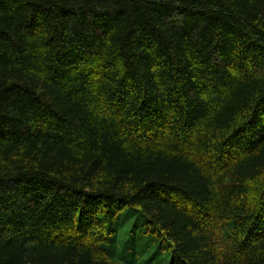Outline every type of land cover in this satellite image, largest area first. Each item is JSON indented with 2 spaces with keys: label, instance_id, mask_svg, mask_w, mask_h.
I'll list each match as a JSON object with an SVG mask.
<instances>
[{
  "label": "trees",
  "instance_id": "trees-1",
  "mask_svg": "<svg viewBox=\"0 0 264 264\" xmlns=\"http://www.w3.org/2000/svg\"><path fill=\"white\" fill-rule=\"evenodd\" d=\"M0 264H264V0H0Z\"/></svg>",
  "mask_w": 264,
  "mask_h": 264
}]
</instances>
